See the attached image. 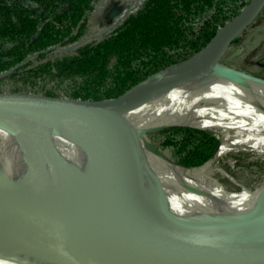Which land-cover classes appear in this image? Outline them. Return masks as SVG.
I'll use <instances>...</instances> for the list:
<instances>
[{
    "label": "bare ground",
    "instance_id": "obj_1",
    "mask_svg": "<svg viewBox=\"0 0 264 264\" xmlns=\"http://www.w3.org/2000/svg\"><path fill=\"white\" fill-rule=\"evenodd\" d=\"M207 58L208 52L167 68L163 76L177 83L151 82L117 111L145 164L147 154L153 153L151 159L163 157L154 154L141 133L173 124L214 132L220 144L208 164L240 150L264 156V82L233 74L219 64L205 78H190ZM29 123L35 133L15 121L0 122V264H145L146 258L150 263L149 253L126 235H58L67 227L98 229L121 225L123 220L113 211L103 180L78 144L40 115ZM203 168L177 165L180 176L175 181L152 167L148 171L152 186L180 221L220 235L251 238L264 233V183L256 191L230 193L205 176ZM23 225L43 227L81 262L38 240H13L11 232Z\"/></svg>",
    "mask_w": 264,
    "mask_h": 264
},
{
    "label": "trees",
    "instance_id": "obj_2",
    "mask_svg": "<svg viewBox=\"0 0 264 264\" xmlns=\"http://www.w3.org/2000/svg\"><path fill=\"white\" fill-rule=\"evenodd\" d=\"M249 1L144 0L100 38L55 52L89 34L97 0H0V74L12 73L0 83L27 92L62 89L82 99L116 98L149 75L190 59L215 36L217 25L223 27ZM263 16L264 9L257 19ZM244 34L231 46L243 45ZM259 66L264 67V51ZM150 141L185 168L203 166L219 144L212 131L192 126L158 130ZM223 169L235 177L228 166ZM219 183L239 190L228 180Z\"/></svg>",
    "mask_w": 264,
    "mask_h": 264
},
{
    "label": "water",
    "instance_id": "obj_3",
    "mask_svg": "<svg viewBox=\"0 0 264 264\" xmlns=\"http://www.w3.org/2000/svg\"><path fill=\"white\" fill-rule=\"evenodd\" d=\"M263 9L264 0H250L237 16L218 29L204 48L186 60H198L208 52L207 61L200 71L190 72L189 77H207L232 42L256 21ZM128 12L125 11L115 23ZM167 68L149 75L112 99L91 100L38 92H1L0 119L3 121L0 122L15 121L30 133H35L29 122L34 116L40 115L63 129L89 157L106 186L113 211L123 220L121 225H106L98 229L67 227L58 233L59 236L126 235L149 253L150 263L146 258L145 264H264L263 232L251 238L220 235L195 228L174 217L160 192L151 184L148 171L151 167L148 162L145 164L139 150L131 145L123 123L116 117L120 106L151 82L177 83V79L163 76ZM9 72L0 74V77ZM255 219L249 220L250 223ZM231 229L241 231L239 227ZM11 234L13 240H38L53 247L63 257L81 262L72 250L64 247L43 227L23 225Z\"/></svg>",
    "mask_w": 264,
    "mask_h": 264
},
{
    "label": "rangeland",
    "instance_id": "obj_4",
    "mask_svg": "<svg viewBox=\"0 0 264 264\" xmlns=\"http://www.w3.org/2000/svg\"><path fill=\"white\" fill-rule=\"evenodd\" d=\"M130 0H102L98 3L96 11L89 16V34L81 40V43L87 42L92 39L100 38L105 32H107L110 27L121 17L124 13V9L127 8V2ZM245 33V34H244ZM243 34L245 35V43L239 46H230L224 55L219 61V68L225 67L231 70L234 74L235 72L244 74L246 76L252 77L256 76L264 80V67L260 65V55L264 51V16L260 19H257L249 28L245 30ZM251 42V43H250ZM72 47L66 48H57L55 52L61 51H71ZM254 54L250 58L249 53ZM231 64V66L228 65ZM235 65L243 67V69L236 68ZM261 73V76L256 75L255 73ZM12 73H6L0 77L4 79L8 76H11ZM249 74V75H248ZM252 75V76H250ZM252 77V78H254ZM256 79V78H255ZM258 80V79H257ZM260 80L259 81H263ZM264 82V81H263ZM50 83V82H48ZM51 85V83L49 84ZM13 83L2 82L0 83V93L1 92H27L25 88L14 89ZM42 93L41 91H37ZM35 92V93H37ZM58 94L68 95L62 89L58 90ZM181 124H173L170 126H163L154 129H148L146 132H142L141 135L143 138H146L150 145L156 150L154 154H157L161 157H156L151 159V154H147V162L154 171L167 176L171 180H176L179 178L180 173L178 169H175L177 164L166 152L161 151L154 147L150 141L151 134L158 130L174 127ZM189 126V125H181ZM196 127V126H192ZM199 128V127H197ZM202 129V128H200ZM211 131V130H210ZM213 132V131H212ZM214 133V132H213ZM219 144H220V139ZM218 144V145H219ZM218 147V146H217ZM209 162V161H208ZM205 163L203 166L204 175L210 178L211 180L217 182L220 186L219 180L225 179L228 180L231 184L238 187V191H229L230 193H246L247 191H256L258 186L264 183V156L258 155L252 151L240 150L228 153L222 156L219 159H216L214 162L208 164ZM173 164V165H172ZM176 165V166H175ZM226 165L229 169L235 174V177L230 176L223 169V166ZM180 166V165H179ZM182 167V166H181ZM185 168V167H184ZM199 168V167H198ZM197 169V168H189ZM178 175V177H177ZM186 176L190 178L187 174ZM196 182V181H195ZM201 183V181H198ZM223 187V186H222ZM224 188V187H223ZM0 261H2L0 259ZM10 264H17L10 263Z\"/></svg>",
    "mask_w": 264,
    "mask_h": 264
},
{
    "label": "built area",
    "instance_id": "obj_5",
    "mask_svg": "<svg viewBox=\"0 0 264 264\" xmlns=\"http://www.w3.org/2000/svg\"><path fill=\"white\" fill-rule=\"evenodd\" d=\"M144 0H130L127 2V8L124 9L123 12L125 11H129L128 13L130 12H133L134 10H136L143 2ZM206 18H209V17H206ZM202 21L194 24V26H198L199 24H201ZM221 27L217 25V30L220 29Z\"/></svg>",
    "mask_w": 264,
    "mask_h": 264
},
{
    "label": "flooded vegetation",
    "instance_id": "obj_6",
    "mask_svg": "<svg viewBox=\"0 0 264 264\" xmlns=\"http://www.w3.org/2000/svg\"><path fill=\"white\" fill-rule=\"evenodd\" d=\"M100 1H102V0H97V2H96V9H97L98 3H99ZM121 16H122V15H121ZM0 81H1V79H0Z\"/></svg>",
    "mask_w": 264,
    "mask_h": 264
}]
</instances>
